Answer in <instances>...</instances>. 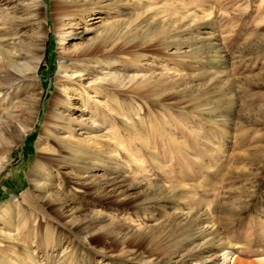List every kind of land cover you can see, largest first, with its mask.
Masks as SVG:
<instances>
[{
    "label": "rangeland",
    "instance_id": "374dc122",
    "mask_svg": "<svg viewBox=\"0 0 264 264\" xmlns=\"http://www.w3.org/2000/svg\"><path fill=\"white\" fill-rule=\"evenodd\" d=\"M2 51L38 59L0 91V264H264V0H0Z\"/></svg>",
    "mask_w": 264,
    "mask_h": 264
},
{
    "label": "bare ground",
    "instance_id": "6f19581e",
    "mask_svg": "<svg viewBox=\"0 0 264 264\" xmlns=\"http://www.w3.org/2000/svg\"><path fill=\"white\" fill-rule=\"evenodd\" d=\"M41 41V39L38 40V42ZM105 43H108L107 37L104 40H101L100 43L95 46V47H104ZM36 48H35V52H38L39 47H40V43L36 44ZM108 47H106L107 50L111 51L112 50V46L109 47V44L107 45ZM34 47V46H33ZM127 47V44L121 43L118 44L116 46L117 49L119 50H123L124 48ZM98 51V50H97ZM34 52V53H35ZM0 65L5 68L6 70V74L4 76L0 77V91H3L5 89L10 88L13 86L14 82L17 81L18 83H22L25 81H30V82H34L33 78L35 77V70H37V66H36V61H37V57L36 55L38 54H33V56L30 58V63L26 62V63H19L17 59H15L9 52L7 51H2L0 52ZM20 57H25L26 55L23 53L19 54ZM68 80V81H67ZM67 83H71L73 82L70 81V79H67ZM115 81L118 82V79L115 78ZM77 82H80L79 80H77ZM23 85V84H22ZM21 85V86H22ZM55 100H59V98L56 96ZM1 137V136H0ZM1 169V168H0Z\"/></svg>",
    "mask_w": 264,
    "mask_h": 264
}]
</instances>
